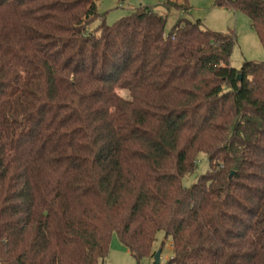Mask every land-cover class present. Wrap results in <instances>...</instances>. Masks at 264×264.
Returning a JSON list of instances; mask_svg holds the SVG:
<instances>
[{
    "label": "trees",
    "instance_id": "16d2710c",
    "mask_svg": "<svg viewBox=\"0 0 264 264\" xmlns=\"http://www.w3.org/2000/svg\"><path fill=\"white\" fill-rule=\"evenodd\" d=\"M95 3L0 0V264H103L114 233L153 264L159 232L167 264H264V61L188 0ZM215 5L264 45V0Z\"/></svg>",
    "mask_w": 264,
    "mask_h": 264
},
{
    "label": "rangeland",
    "instance_id": "374dc122",
    "mask_svg": "<svg viewBox=\"0 0 264 264\" xmlns=\"http://www.w3.org/2000/svg\"><path fill=\"white\" fill-rule=\"evenodd\" d=\"M101 16H105L108 25L114 24L117 20L127 16L134 9L140 6L155 7L159 13L165 10L161 4L165 0H94ZM191 10L186 17L190 20H201L203 27L217 32L234 31L237 37V43L234 46L231 56V67L240 69L244 62L264 61V45L258 38L257 33L251 27L249 19L242 13H236L224 7L215 5V0H188ZM183 17L178 12H172L167 22L169 31L177 21ZM119 95L128 98V93L124 90H118ZM209 169V162L204 154H200L197 160V166L194 174L184 179V185L189 187L193 185L198 176L204 174ZM155 243V249L161 250V245L165 242L162 252V263L167 264L172 257L171 239L165 238L164 232H159ZM103 264H136L129 253V250L121 244L117 234L112 236L108 256ZM141 264H152L149 260H143Z\"/></svg>",
    "mask_w": 264,
    "mask_h": 264
},
{
    "label": "water",
    "instance_id": "95a60500",
    "mask_svg": "<svg viewBox=\"0 0 264 264\" xmlns=\"http://www.w3.org/2000/svg\"><path fill=\"white\" fill-rule=\"evenodd\" d=\"M237 81L238 82L242 81L241 75L238 76ZM233 175H234V172L231 173L230 177H232ZM161 253H162V250H158V252H156V254L154 256V263L153 264H162L161 263Z\"/></svg>",
    "mask_w": 264,
    "mask_h": 264
},
{
    "label": "crops",
    "instance_id": "0c3cea01",
    "mask_svg": "<svg viewBox=\"0 0 264 264\" xmlns=\"http://www.w3.org/2000/svg\"><path fill=\"white\" fill-rule=\"evenodd\" d=\"M235 14H236V12H235ZM251 25V24H250ZM252 27V26H251ZM163 252V251H162ZM161 255H162V253H161ZM161 263H162V256H161ZM163 264V263H162Z\"/></svg>",
    "mask_w": 264,
    "mask_h": 264
}]
</instances>
